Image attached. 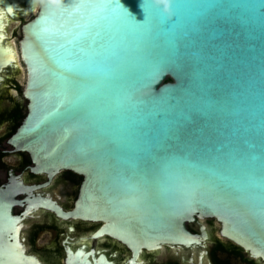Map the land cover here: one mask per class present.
<instances>
[{
    "label": "water",
    "instance_id": "obj_1",
    "mask_svg": "<svg viewBox=\"0 0 264 264\" xmlns=\"http://www.w3.org/2000/svg\"><path fill=\"white\" fill-rule=\"evenodd\" d=\"M17 53L29 111L11 143L84 177L60 216L101 222L131 264H212L207 219L264 262V0H41Z\"/></svg>",
    "mask_w": 264,
    "mask_h": 264
},
{
    "label": "flooded vegetation",
    "instance_id": "obj_2",
    "mask_svg": "<svg viewBox=\"0 0 264 264\" xmlns=\"http://www.w3.org/2000/svg\"><path fill=\"white\" fill-rule=\"evenodd\" d=\"M3 1L13 3L0 0V9L11 19L5 31L0 17V50H7L12 40L19 50L23 25L35 17L41 0L37 12L30 15L23 14L27 0H21L24 5H18L13 16ZM17 26L20 38L16 41ZM18 60L0 64V208L8 207L14 218L0 221V258H20L24 264H98L101 258L114 264H131L132 251L126 244L110 235L94 236L101 222L59 215V210L67 213L75 208L84 177L72 170L39 172L31 153L11 143L29 111L23 92L25 65L21 58ZM216 223L215 219L203 223L211 234L212 264H264L219 232L214 235ZM203 224L196 221L188 227L201 233ZM167 251L169 256L164 259L159 251L143 250L135 264H188Z\"/></svg>",
    "mask_w": 264,
    "mask_h": 264
},
{
    "label": "bare ground",
    "instance_id": "obj_3",
    "mask_svg": "<svg viewBox=\"0 0 264 264\" xmlns=\"http://www.w3.org/2000/svg\"><path fill=\"white\" fill-rule=\"evenodd\" d=\"M16 1H17V5H20V6L24 5L22 2L20 3L21 0H16ZM38 5H39V0H27L26 5L22 8V11H24L23 14L30 15L33 11L37 9ZM0 17L3 19L2 21L4 22L3 27L5 28V31H6L7 26H9L11 23V19L8 17V15H6V13L2 9H0ZM11 46L14 50V57L16 58L17 63H19V60H18L19 56L17 53V47H16L14 40H12Z\"/></svg>",
    "mask_w": 264,
    "mask_h": 264
},
{
    "label": "rangeland",
    "instance_id": "obj_4",
    "mask_svg": "<svg viewBox=\"0 0 264 264\" xmlns=\"http://www.w3.org/2000/svg\"><path fill=\"white\" fill-rule=\"evenodd\" d=\"M36 12H37V10H36ZM36 12H34V13H36ZM26 18H29V17H26ZM16 29H17V35H16L15 39L17 41L20 38V31H19L18 26L16 27ZM213 230H214V235H218L219 225L217 223L215 224V227L213 228ZM160 255L164 259L168 258V256H169L168 251H166L165 253L160 252Z\"/></svg>",
    "mask_w": 264,
    "mask_h": 264
},
{
    "label": "snow or ice",
    "instance_id": "obj_5",
    "mask_svg": "<svg viewBox=\"0 0 264 264\" xmlns=\"http://www.w3.org/2000/svg\"><path fill=\"white\" fill-rule=\"evenodd\" d=\"M11 10H12L11 8L8 9V11H11Z\"/></svg>",
    "mask_w": 264,
    "mask_h": 264
}]
</instances>
